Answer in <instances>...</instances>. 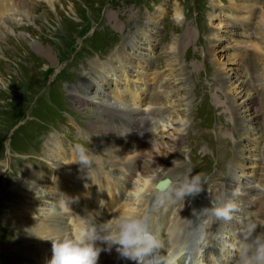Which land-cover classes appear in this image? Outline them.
<instances>
[{
    "label": "rangeland",
    "instance_id": "rangeland-1",
    "mask_svg": "<svg viewBox=\"0 0 264 264\" xmlns=\"http://www.w3.org/2000/svg\"><path fill=\"white\" fill-rule=\"evenodd\" d=\"M22 1L27 5V15L18 6L0 4V31L7 35L6 39L10 38H0V264L37 263L31 254L15 250L17 245H24L25 236L22 224L19 228L16 225L18 218L24 224L34 221L43 227L57 228L58 222L50 216L67 208L76 213L73 200L61 198L58 193L59 187L72 189L73 184L77 185L72 177L61 176L65 171L58 165L59 161L69 162V169L79 175L78 184H81L79 173L82 171L74 163L76 157L72 150L76 143L84 145L93 155L87 174L102 167V173L98 172L112 174L124 187L121 190L128 194L134 182L138 188L152 181L149 171L132 172L131 169L130 177L125 180L124 163L130 160L128 157L139 159L140 165L158 168L163 178L175 179L189 170H184L187 137L192 138L191 151L213 148L215 157L208 155L210 164L214 160L224 163L234 143L246 139L244 144L236 145L237 158L232 161L240 159V152L245 148L247 158L235 164L232 171L234 179L240 176L250 179L239 178L240 190L234 186L233 191L241 194L244 188L254 190L257 179L264 189L261 181L264 160L259 156L264 151V76L261 74L264 71V0H52L54 6L47 0ZM149 86L147 108L156 109L158 117L154 121L159 122L153 126V135L143 140L157 143L160 148L157 152L164 160L150 158L145 148L136 152L132 147L122 152V158L112 157L113 150L125 148L128 141L115 137L117 126L125 128V125L106 117L105 104L109 103V109H118L119 105L126 108L129 96L134 95L137 101L130 104L139 106ZM134 87L136 94H133ZM55 92L58 99H53ZM56 103L60 104L53 112L57 131L49 125L41 127L39 124L48 122L44 117ZM249 113L254 116L251 122L245 120L251 116ZM110 117L117 121L113 115ZM240 124L245 127H239ZM239 128L247 129V133L239 132ZM121 130L124 134L134 132ZM258 130L259 137L255 133ZM251 147L252 151L257 148L253 154L261 161L246 167ZM105 170L112 172L107 175ZM250 170H256L257 175L254 177ZM198 173L202 180V173ZM32 175L36 178L29 184ZM206 179L219 185L223 172L214 171ZM93 181L82 183L88 192L73 189L75 206L81 212L90 214L84 209V203L96 205L105 196L109 202H103L104 209L125 204V196L122 193L120 197L117 188L99 192ZM128 181L131 186L125 188ZM214 193L219 191H212L211 196ZM200 195L208 197L205 191ZM187 200L164 199L162 204H168L167 211L174 205L175 212L176 204L180 210L178 216L170 215L171 223L189 219V211L182 204ZM199 202L191 208V221H201ZM104 209L103 215L107 217L114 213L108 210L106 214ZM40 215L43 217L37 219ZM231 215L233 218L238 214ZM71 224L59 225L67 228ZM209 225L204 228L208 229ZM229 232L232 237L231 228ZM223 235H211L210 239L217 241ZM163 237L167 244L169 235ZM203 243L199 238L196 249Z\"/></svg>",
    "mask_w": 264,
    "mask_h": 264
},
{
    "label": "bare ground",
    "instance_id": "bare-ground-1",
    "mask_svg": "<svg viewBox=\"0 0 264 264\" xmlns=\"http://www.w3.org/2000/svg\"><path fill=\"white\" fill-rule=\"evenodd\" d=\"M4 2H6L8 5H11V6L12 5L18 6L23 11L24 14H26V15L28 14L27 5L22 0H0V4H2ZM47 2L49 3L50 6H52V5L54 6V3H53L52 0H47ZM6 9H8V8H6ZM8 13H9V11H8ZM252 15H251V18H252ZM242 17H244V16H242ZM246 21H248V18H246ZM245 23H247V22H245ZM6 32H8V31H6ZM259 32H260V30H259ZM6 37H7V35H5V33L2 34L1 31H0V38L1 39H4V38L6 39ZM7 39L10 40V38H7ZM6 40H4V41L6 42ZM261 74L264 76V71ZM117 87H116V89H117ZM117 90L119 92H121V88L117 89ZM123 91H125V89ZM133 94H136V88H135V92H133ZM133 96L132 97L129 96V100L127 98V100L130 101V103L137 101V100H135L133 98ZM152 100H153V98H152ZM158 102H159V100H158ZM105 105H107L106 109H109V107H110L109 103H107ZM126 108H128V111L126 112V115L127 114L131 115L133 113V118L138 116L139 112H138L137 109L130 108L129 105ZM133 110H134V112H133ZM117 111H119V109L113 108V112H117ZM249 114H251V116L249 115L250 117L245 118V120H247V121L250 120V122H251L254 119V116L252 115V113H249ZM244 122H246V121H244ZM112 127L114 129L115 126L112 125ZM240 127H245V126L244 125L242 126V124H240ZM247 127L251 128V126H247ZM119 130L121 132H119ZM246 131H247V129L246 130H242V128H241V133H247ZM259 131L260 130L255 132V133H258V137H259V134H260ZM133 134H134V132L131 133L129 131H125V134H124V130H121L120 128L118 129L117 134L115 135V137L116 138H123V140H127L128 142H126L125 148L120 147L119 149H117L116 152H115L116 149H114L113 152L111 151L112 152V155H111L112 157L121 156V158H122V152L127 150L129 147H132L133 150L136 151V152H140V150L142 151L145 148V152L147 153V155L150 158H153L156 161H163L164 160V156L163 157L160 156L158 154V152H157V150L160 149L157 143H154V142L151 143V144H149L148 142L146 143L144 140H141L137 135H133ZM254 135H256V134H254ZM55 147H56V145H54V148ZM252 147H254V146H252ZM252 147L250 149H252ZM54 148H53V150H54ZM56 148H58V147H56ZM261 151H262L261 149L260 150L258 149V152H261ZM140 157L141 156H139V158ZM128 159H130V160L126 163V165L128 167L127 169H131L132 172L140 170L143 173H147L149 171L151 173L150 174V177H151L150 180H152V181H151V184H149V185L146 184L147 181L146 182L144 181L145 184L140 185L141 188H139L140 186L137 188V185L134 182L133 183L134 186H132V191L129 190L128 194H127V191L124 190L122 197L125 196V198H124V203L125 204L121 205L120 207H116L114 209V211H113L114 213L109 215V217L103 215L104 206L101 205V202H99V201H98V203L96 205H90V206H92L90 211L86 207V205L88 203L87 202L84 203V206H83L84 209L89 211L90 214H87L86 211L84 213L81 212L82 209H79L78 207L75 206L76 191H73V189H82V191L83 190L87 191L85 186H82L83 182L87 183L90 180L91 181L94 180L93 182L96 183V187H97V190L99 192L100 191H104L105 189L108 190L107 188H115V187H112V186H110L109 184L106 183L107 176L105 174H101L102 173V171H101L102 167L97 169L94 173H93V171L90 170V174H87V175H89L90 178L87 177L83 172L82 173L80 172L79 174H81L82 181H81V184L79 185L78 184L79 183L78 182L79 175H76L75 171L72 168L69 169V167L67 165V164H69V162L65 163V160L59 161V159H56V160L59 161L58 165L61 166L63 171H65V173L61 174V176L62 177H66V178L72 177L73 179L76 180L75 182L77 183V185L73 184L71 186L72 189H63L62 187H59V192H58L61 198H64V199H66L68 201H72L73 200L72 201V204H73L72 208H74V211L76 213H74L73 211L69 212V210L67 208V210L66 209L63 210V211L61 210L60 213H56L55 216L54 215L50 216V217L56 219V220H54V222H56V223L58 222L57 228H54V227H50V228L43 227V226H41V223L37 224L34 221H30V223L24 224V222H21L20 218H18L19 222L16 225L19 228V226H21V224H22L21 227L25 230L24 231L25 232V236L22 239V241H24V245H17L16 246L17 249H15V250L16 251L17 250L18 251H20V250L22 251L23 250L24 254H27V255L31 254V256H32L31 258L35 259V261L37 262L36 264H39V262L41 264H46V262L51 258V255H52V246H50V240L61 238V237L65 236V235L70 234L72 232L74 226H77V225H80V224L90 225L91 224L90 221H85L83 219L85 217V214H87L89 217L93 216L95 223H100V222H103L105 220L111 219L112 217H117L120 214L138 215V216L146 215L148 217L149 226H150L151 230L158 235V237H159V239L161 241L162 249H159V250H160V253L164 257L165 264H175V263L178 262L179 259H183V255L186 253L184 251V249H185V246L188 244L187 241H186L187 240V233H186V226H185L186 221L181 219V220L175 221L174 223H171V216L170 215L174 214V211H173V208H172V207H174V205L171 204L172 205V207H170L171 209L169 211H167L168 207L166 208V206L168 204H166L165 202H164V204H161V205H158L155 202H153V204L151 205V201H150L151 195L153 194V192H154V195H155L154 197L158 198L159 196L163 197L165 195L166 191H167V189L164 190V191H157L155 189V183L159 179L163 178V176H162L163 173H161V170H158V168H151L148 164H147V166L146 165H140V163H139L140 160L135 158V157H133V158L132 157H128ZM262 160H264V157L262 158ZM258 161H261L260 157H258ZM71 166L74 167V165H72V164H71ZM161 168H162V166H161ZM78 169H80V166L78 167ZM99 170L101 171V173L98 172ZM114 172L116 173V171H114ZM117 172H119V171H117ZM111 175H109V176H111ZM120 177H122V175ZM35 178H36V176L32 175L30 177L31 183H30V180L28 181V183L32 184L34 182ZM113 178H115V177H113ZM22 180H21V182H22ZM125 180H127V179H125ZM261 181L264 183V178H262ZM93 182H92V186H94ZM152 182H153V188L151 186ZM129 184H130V181H128V183H125V185H126L125 188H127ZM234 184H239V187H241L240 182H238V181L234 182ZM25 185H28V184L25 183ZM130 186H131V184H130ZM229 187H232V190H233V188H234L233 187V183L229 184ZM135 189H137V191ZM16 190H18V189H16ZM244 190L250 191V192H253L254 190H251V188L250 189L244 188L243 191L241 192V194H239L238 196L239 197L241 196L240 197L241 200L250 201V204H251L250 207L254 208L252 211L256 214V216L258 218H260V219H257L256 223L261 224V222H262L261 217L264 219V198H262L260 196L256 197L254 199V201H256V202L254 203L253 201H251V200H253V198L250 199L249 195L246 196L245 195L246 193L245 194L243 193ZM151 191H153V192L150 193ZM137 192H139V194H137ZM256 192L257 191H255L254 194L260 193V192H257V193ZM229 193H230L231 201L232 200L235 201V195L234 194H238V192H229ZM218 194L219 193H214L212 195L213 199H217V195ZM99 196H101V195H99ZM108 196L111 199H113L112 194H110ZM234 201H232V204H234V206L236 208V211H234V212H236L239 215L241 210H237V208L242 206L243 203L239 204V203H236ZM24 202H25V200H24ZM103 202L104 203L105 202L108 203L109 202L108 197L105 196V198L103 199ZM25 203L28 204V201L25 202ZM244 203H246V202H244ZM163 206H165V207H163ZM59 207L61 208L60 205H59ZM18 208H20V207L18 206ZM75 208L78 209V210H76ZM94 208L97 210V212L94 211ZM81 213H83V214H81ZM95 213H97V214H95ZM96 215H98V216H96ZM37 217H38L37 219H39V218H41L43 216L40 215V216H37ZM213 219H215L216 221H219V224L213 228V230L211 232V235L212 236H216V235H218L220 233V234H224L225 236H221L220 239L217 240V241H213L212 238H211V241H213L214 245L216 247H218L219 257H220L221 261H223V264H234V259H235V256H236V251L235 250L238 249L239 242L241 240V236H239L240 233L238 232L239 228H238L237 225L234 227V229L236 230V236L233 237L232 239H230L229 237H227V233H226L227 231H224L225 227H223V223H225V221L224 220H217L214 217H213ZM63 220H65V222H63ZM165 222H167V223H165ZM213 222H215V221H213ZM60 223L62 225H67L68 223H72V224L70 225V227L67 226V228H65L63 226L61 227V225H59ZM175 223H176V225H175ZM188 223H191V222L188 221ZM216 223H218V222H216ZM249 223H255V220H252V222H249ZM226 224L227 225H229V224L233 225L232 224V220L228 221ZM54 225H56V224H54ZM209 227H210V225L208 226V228ZM258 228H260V229H258ZM174 230H175V232H174ZM261 232H264V227H259L258 226L257 229H256V233L255 234H259ZM164 235H169V242L167 244H165V242L163 241V238H164L163 236ZM211 235H210V237H211ZM48 237H50V238H48ZM42 238H43L44 241L42 240ZM226 238L229 240L231 247H229V244H225L221 248L220 244H219V241H223ZM232 242H234V243L232 244ZM207 245H208V248H209V250L207 251V255L205 256L207 264L208 263L209 264H220V262H219L220 259H219V257L216 254V250H214L210 246L208 240H207ZM97 246L104 247V245L99 244V242H98ZM166 246H168V248ZM201 246L202 245H200L198 249H200ZM198 249H196L197 252H198ZM13 253H15V252H13ZM108 254H111V255L108 256ZM24 256H26V255H24ZM195 257H196L195 263L196 264H200V259L198 258V256H196V254H195ZM97 264H130V260L121 258L119 256V254L116 252L115 246H113L111 252L102 251L100 253L99 259L97 261ZM221 264H222V262H221Z\"/></svg>",
    "mask_w": 264,
    "mask_h": 264
},
{
    "label": "clouds",
    "instance_id": "clouds-1",
    "mask_svg": "<svg viewBox=\"0 0 264 264\" xmlns=\"http://www.w3.org/2000/svg\"><path fill=\"white\" fill-rule=\"evenodd\" d=\"M72 150L76 157L74 163L79 164L81 171L89 177L87 172L92 166L93 155L80 143L74 144ZM192 173L188 171L175 179H168L169 187L165 195L158 199L176 202L199 195L204 183L199 173ZM202 211L217 220L230 221L236 209L234 204L224 203L217 198L210 199V206ZM258 226L264 227L259 223L242 224L234 264H264V232L255 234ZM51 242L52 255L46 264H97L100 253L111 252L113 246L121 258L134 264H165L159 259L157 251L162 249L161 241L151 230L146 215L120 214L91 226L80 224L74 226L70 234ZM98 242L104 247L97 246ZM219 244L221 248L225 244L231 247L227 238L219 241Z\"/></svg>",
    "mask_w": 264,
    "mask_h": 264
},
{
    "label": "water",
    "instance_id": "water-1",
    "mask_svg": "<svg viewBox=\"0 0 264 264\" xmlns=\"http://www.w3.org/2000/svg\"><path fill=\"white\" fill-rule=\"evenodd\" d=\"M167 183V181L165 180V181H163V182H160L159 184H158V187H163V186H165V184Z\"/></svg>",
    "mask_w": 264,
    "mask_h": 264
}]
</instances>
